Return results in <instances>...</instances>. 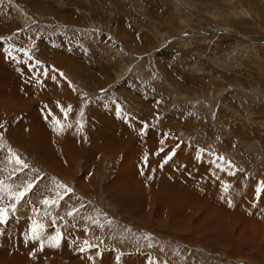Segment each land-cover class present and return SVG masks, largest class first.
<instances>
[{
  "label": "rangeland",
  "instance_id": "obj_1",
  "mask_svg": "<svg viewBox=\"0 0 264 264\" xmlns=\"http://www.w3.org/2000/svg\"><path fill=\"white\" fill-rule=\"evenodd\" d=\"M0 89V264H264V0H0Z\"/></svg>",
  "mask_w": 264,
  "mask_h": 264
},
{
  "label": "bare ground",
  "instance_id": "obj_2",
  "mask_svg": "<svg viewBox=\"0 0 264 264\" xmlns=\"http://www.w3.org/2000/svg\"><path fill=\"white\" fill-rule=\"evenodd\" d=\"M21 55H23V54H21ZM27 57L28 56H26V58ZM12 58L14 60V62L12 64L18 70L17 73L19 74V76H18L19 80L25 86H27L28 88L29 87L30 88H37V86H38L39 88H37V89H39L41 92H43L45 94H50V93L57 94V99L53 102V104H52V106L50 108H52L53 111H55V112H61V111H63L62 106H63V108H65L64 107V104H66V106H67V102L69 100L66 92L58 84L55 83V76L49 74L47 72V70L42 71V72L40 71V69H44L49 64V62H43V63H41L40 61H36L35 59H33V60H35L34 62H30V60L28 61L25 58H23V59L20 58L18 54H15ZM39 63L41 64V66H40ZM38 71H39V73H37ZM40 73H46L47 75H49V77H50L49 80H46L45 79V74L43 76H41ZM36 76L39 78L37 81H35V77ZM40 94H41V98H42V99H40V102H44L45 104H48L49 103V100H50L49 97L46 96V95H44V94H42V93H40ZM17 96H19V95H17ZM17 96H15V93H11L8 89H5V90L0 89V103L1 104H2V102L4 104H9V102H11L12 100L17 101V102H20V103L22 101H26V100H22V97L21 96L20 97H17ZM14 101H12V102L14 103ZM1 107H3V106H1ZM102 108H103V106H102ZM98 110H99V107H98L97 111ZM100 110H101L100 111V114L101 115L98 112L95 113V114H93L91 116V118H90V121L88 122V125L87 126H89V133H90L91 136H92V133H94V131H97L99 133H104V130L99 129L96 126V124L98 122H101L102 117L104 115L106 116L109 112H107L108 109L106 110L105 108H103V110L102 109H100ZM108 111H110V110H108ZM20 113L21 112L19 110H17V114L16 115H18ZM53 114L57 118L60 117L59 113H53ZM107 120H108V118H107ZM106 122H110V121H106ZM30 123H32V120H31ZM74 127L75 126H73V125L70 126V128H74ZM64 128H68V127L64 124ZM86 129H87V127H86ZM41 132H42V130H41ZM41 132H40V134H41ZM91 136H90V138H91ZM92 138L95 139L94 138V135L92 136ZM67 145H66V147H67ZM102 145L99 144V146L98 145L91 146L90 150L91 151H96ZM37 151H39V150H37ZM81 154H87V153H85L84 151H81ZM169 187L170 188H168V189L171 190L172 189L171 186H169ZM137 204H139V203H137ZM20 264H22V262H20Z\"/></svg>",
  "mask_w": 264,
  "mask_h": 264
},
{
  "label": "snow or ice",
  "instance_id": "obj_3",
  "mask_svg": "<svg viewBox=\"0 0 264 264\" xmlns=\"http://www.w3.org/2000/svg\"><path fill=\"white\" fill-rule=\"evenodd\" d=\"M56 123L59 124V121H57ZM171 158H172V156L169 155V156L167 157V159L165 160V163L167 162V160H170ZM16 163H17V164H20V165L22 166L21 170H22L23 168H27V167H28L27 164H24L23 161H21V160L19 159V157L16 158ZM230 174H231V173H230ZM33 187H34L33 183H31V182H27L26 187L24 188V190H23V191H20V192H18V193L15 194V200H16V202L19 203V202L24 198V196H25L29 191L32 190ZM61 187H63V185H61ZM68 191H71V190L68 189ZM256 191H257V194H260V193L264 192V188H258ZM43 203L47 205V204L50 203V201L47 200V199H45V200L43 201ZM56 203H57L56 200H52V201H51V204H56ZM11 207H12L13 210H15V208H16V204H12ZM69 214L71 215V213H69ZM7 219H8L7 209H6V208H0V224H4V223H6V222H7ZM33 233H34V235H33L32 238H33V239L38 238V236L35 235V233H36V228H33ZM53 239L56 241V246H59V239H60L59 233H58L57 236L54 237Z\"/></svg>",
  "mask_w": 264,
  "mask_h": 264
}]
</instances>
